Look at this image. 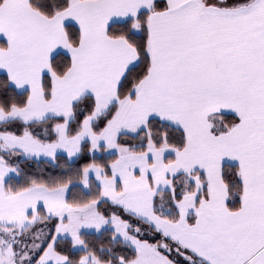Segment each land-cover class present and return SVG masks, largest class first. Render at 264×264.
I'll use <instances>...</instances> for the list:
<instances>
[{"label":"snow or ice","instance_id":"obj_1","mask_svg":"<svg viewBox=\"0 0 264 264\" xmlns=\"http://www.w3.org/2000/svg\"><path fill=\"white\" fill-rule=\"evenodd\" d=\"M0 264H264V0H0Z\"/></svg>","mask_w":264,"mask_h":264}]
</instances>
